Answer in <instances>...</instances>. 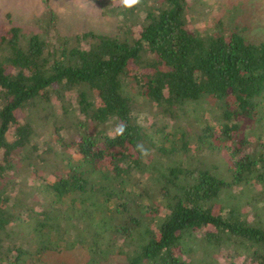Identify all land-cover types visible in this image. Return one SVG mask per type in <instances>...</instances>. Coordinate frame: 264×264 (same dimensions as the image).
<instances>
[{"label": "trees", "instance_id": "obj_1", "mask_svg": "<svg viewBox=\"0 0 264 264\" xmlns=\"http://www.w3.org/2000/svg\"><path fill=\"white\" fill-rule=\"evenodd\" d=\"M87 1L114 33L0 35V264H264V42L191 27L200 0Z\"/></svg>", "mask_w": 264, "mask_h": 264}, {"label": "rangeland", "instance_id": "obj_2", "mask_svg": "<svg viewBox=\"0 0 264 264\" xmlns=\"http://www.w3.org/2000/svg\"><path fill=\"white\" fill-rule=\"evenodd\" d=\"M232 4H238V8L235 16L230 18L231 12L227 11V14H225V10L227 6ZM196 8L197 10L190 18L191 27L213 28L220 21H224L225 26L237 24L244 29L247 39L264 42V0H200ZM45 9H52L57 15V29L61 35H71L88 30L100 34H112L116 31V19L102 15L99 7L87 0H0V35L13 25L21 27L25 33L38 32L35 20ZM138 31V28L134 29L135 34ZM49 118L52 119V117ZM191 119L194 120V116ZM180 122L186 129L195 128V131H197L198 126L194 124L193 128H188L184 118ZM240 123L243 129L247 126L250 127L251 120L242 119ZM241 132H235L233 141L225 142L227 146H236L239 143ZM225 152V150H221L220 154L207 153V160L225 155ZM47 170H43L46 175ZM232 190H229L224 197L236 199L235 195H237L240 199L242 194L248 193L246 189L244 190L243 185ZM235 191L239 194H236ZM246 210H249V208L243 209L245 212ZM248 217L253 218L252 214ZM87 256V251L77 246L63 252H48L43 257V263L84 264ZM100 264H126V262L121 257L111 256L106 262Z\"/></svg>", "mask_w": 264, "mask_h": 264}, {"label": "clouds", "instance_id": "obj_3", "mask_svg": "<svg viewBox=\"0 0 264 264\" xmlns=\"http://www.w3.org/2000/svg\"><path fill=\"white\" fill-rule=\"evenodd\" d=\"M122 3L124 6L126 7H131L133 5H136L139 3V0H122ZM126 128V125L121 123L119 125H117L116 129H115V134L116 135H122L124 130ZM137 147L141 150V152L143 154H147L146 150L144 149L143 145H137Z\"/></svg>", "mask_w": 264, "mask_h": 264}]
</instances>
